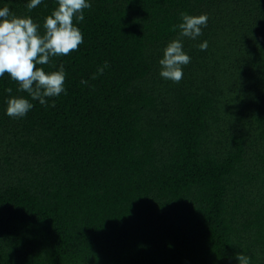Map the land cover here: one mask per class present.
I'll use <instances>...</instances> for the list:
<instances>
[{
    "label": "trees",
    "instance_id": "obj_1",
    "mask_svg": "<svg viewBox=\"0 0 264 264\" xmlns=\"http://www.w3.org/2000/svg\"><path fill=\"white\" fill-rule=\"evenodd\" d=\"M56 2L0 0L41 29ZM89 3L43 65L65 90L11 117L0 75V264H264V0ZM182 11L207 23L172 81Z\"/></svg>",
    "mask_w": 264,
    "mask_h": 264
},
{
    "label": "clouds",
    "instance_id": "obj_2",
    "mask_svg": "<svg viewBox=\"0 0 264 264\" xmlns=\"http://www.w3.org/2000/svg\"><path fill=\"white\" fill-rule=\"evenodd\" d=\"M40 0H26L25 7L32 9ZM90 6L89 0H57L43 18L42 29L36 20L28 14H17L10 10L7 3L0 4V75L8 73L9 78L17 81V90L25 95L6 96L4 113L11 117L23 116L32 107V100L45 103L46 96H55L64 89L65 69L63 64L45 69L54 55L67 54L82 41L80 27L74 21L83 19L82 9ZM180 20L174 27L179 31L162 47V55L157 57L159 76L178 81L182 76V66L190 56L183 47L182 37L195 38L207 23V13L180 12ZM197 47L203 49L207 40H200ZM103 62V66L107 65ZM97 66L96 71H103ZM95 75V73H93ZM81 83H87L81 79ZM5 92H11L5 87ZM235 264H251L246 252H236Z\"/></svg>",
    "mask_w": 264,
    "mask_h": 264
}]
</instances>
